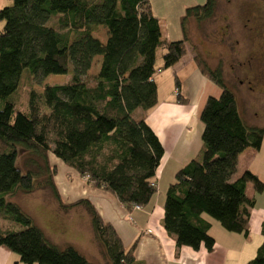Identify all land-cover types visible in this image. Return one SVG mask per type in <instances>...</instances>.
<instances>
[{"label":"trees","instance_id":"trees-1","mask_svg":"<svg viewBox=\"0 0 264 264\" xmlns=\"http://www.w3.org/2000/svg\"><path fill=\"white\" fill-rule=\"evenodd\" d=\"M8 1L12 5L0 10V222L10 226L0 227V249L23 264H92L71 247L51 245L8 200L48 191L62 210L86 212L108 264H134L135 246L125 250L88 200L61 201L49 157L128 212L148 206L164 150L146 122L133 114L157 104V50L163 51L162 69L177 64L187 53V22L212 19L217 0L187 8L180 20L183 39L165 44L149 0ZM99 28L105 30V42L93 36ZM95 59L98 72L87 82ZM193 64L220 95L208 97L200 112L201 149L168 186L162 227L177 248L211 253L214 240L204 217L228 233L248 235L254 201L246 198V186L260 194L264 185L249 171L236 177L237 161L246 150H260L264 129L244 122L221 68L210 70L199 55ZM67 74V84L28 91L25 109L18 108L14 98L23 77L40 83ZM174 86L179 90L176 77ZM177 103L188 100L177 96ZM261 234L264 238V224ZM247 264H264V241Z\"/></svg>","mask_w":264,"mask_h":264},{"label":"crops","instance_id":"crops-1","mask_svg":"<svg viewBox=\"0 0 264 264\" xmlns=\"http://www.w3.org/2000/svg\"><path fill=\"white\" fill-rule=\"evenodd\" d=\"M149 1L152 13L158 19L160 41L164 44L183 39L180 26L182 15L188 7L202 4V0H174L172 4L162 0L160 4L155 0ZM188 24L187 38L191 42H195L197 38L201 39L202 32L197 30L196 22L190 20ZM99 31L102 32V38L95 36ZM97 32L93 36L105 42V30L99 28ZM186 50L188 53L187 45ZM193 58L194 56H190L186 64L183 62L175 64L172 67V73L168 75L162 73L159 74L160 76H154V82L157 85L156 106L148 112L137 110L133 114L135 119H143L146 122L164 150V157L153 180L156 194L148 206L128 212L113 196L86 185L85 181L71 170L65 173L68 180H57V176L55 177V185L63 203L70 204L87 198L103 222L113 228L122 247L128 250L135 246L134 264H247L255 258L257 250L264 241L261 234V227L264 224V190L256 194L251 184H248L245 190L246 198L254 201L250 210L247 236L228 233L216 222L204 217L210 223L208 234L214 240V250L208 253L204 249L193 251L186 247L177 248L175 238L168 235L162 227L164 199L161 198L159 191L166 193L168 186L173 182L175 173L196 158L201 149L202 124H200L199 115L208 98L206 89L210 83L197 70L193 64ZM186 66H189V75L186 79L193 84L196 88L195 93L198 94L197 103L193 105L192 92L177 76ZM161 76L168 86V92L165 91L160 96ZM175 77L179 82V90L174 87ZM177 96L186 98L188 104H178ZM248 151L250 150H246L238 157L236 177L249 170L245 161H242L243 155ZM251 173L260 182H264L260 173L254 171ZM163 182H166V185H163ZM0 251L3 250L0 249Z\"/></svg>","mask_w":264,"mask_h":264},{"label":"rangeland","instance_id":"rangeland-1","mask_svg":"<svg viewBox=\"0 0 264 264\" xmlns=\"http://www.w3.org/2000/svg\"><path fill=\"white\" fill-rule=\"evenodd\" d=\"M155 1L158 4L161 3V0ZM162 1L169 4L174 3V0ZM205 2L206 0H202V4L196 6H203ZM11 5L12 3L8 0H0V10ZM2 27L3 23L0 22V32ZM196 28L202 32V38H197L195 42L187 38L186 45L189 50L179 62L186 64L190 56L199 55L210 70L221 68L225 85L234 94L244 122L250 127L264 129V82L262 83L264 79V0H217L212 19L201 24L196 22ZM95 36L102 38L103 35L99 31ZM162 52L161 48L157 50L156 67L160 66L161 71L155 77L162 73L168 75L173 71L172 67L162 69ZM98 69L99 59H95L85 81H91ZM188 69L189 66H186L181 73L175 71L178 73V78L184 81L186 88L192 92L193 105L197 103L198 94L195 93L196 88L193 84L186 79L189 75ZM260 76L261 80L258 81ZM163 77L161 76L160 96L165 91L168 92V86L162 80ZM69 80L70 74L48 76L40 83L23 77L19 91L14 98L15 103L23 111L26 107L28 91L34 90L41 93L46 85H64ZM208 82L210 86L206 89L207 97L217 98L220 95V89L211 81L208 80ZM242 158L247 169L250 170L248 171L260 173L262 175L260 177L264 180V139L259 151L250 149ZM49 161L50 165L57 169V180H68L65 175L66 167L51 156ZM242 161L241 168L238 166L240 171ZM262 184L264 185V182ZM163 185H166V182H163ZM159 193L164 199L165 193L160 191ZM82 199L88 200L87 198ZM8 200L17 204L31 218L34 226L51 245L59 250L71 247L92 264H108L107 258L94 237L90 218L82 208L77 207L64 211L59 208L48 191H36L30 195L17 194ZM9 226V224L0 222L2 229ZM12 228L15 231L21 230L16 225ZM1 250L3 251H0V264H23L17 255L6 249Z\"/></svg>","mask_w":264,"mask_h":264},{"label":"flooded vegetation","instance_id":"flooded-vegetation-1","mask_svg":"<svg viewBox=\"0 0 264 264\" xmlns=\"http://www.w3.org/2000/svg\"><path fill=\"white\" fill-rule=\"evenodd\" d=\"M259 80H261V76H260V78L258 79V81H259ZM263 82H264V79L262 80V83H263ZM250 89H251V88H250Z\"/></svg>","mask_w":264,"mask_h":264},{"label":"built area","instance_id":"built-area-1","mask_svg":"<svg viewBox=\"0 0 264 264\" xmlns=\"http://www.w3.org/2000/svg\"><path fill=\"white\" fill-rule=\"evenodd\" d=\"M135 209H137V210H138L139 208H137V207H136Z\"/></svg>","mask_w":264,"mask_h":264}]
</instances>
